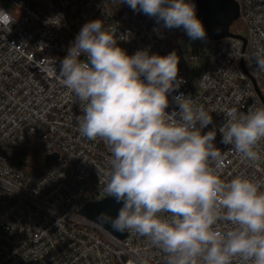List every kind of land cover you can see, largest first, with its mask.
<instances>
[{"label":"built area","instance_id":"built-area-1","mask_svg":"<svg viewBox=\"0 0 264 264\" xmlns=\"http://www.w3.org/2000/svg\"><path fill=\"white\" fill-rule=\"evenodd\" d=\"M236 1L245 41L237 35L193 40L183 28L167 29L122 0H0V9L14 21L0 25V264H166V254L146 237L127 231L118 239L80 213L109 196L104 173L112 154L104 141L80 134L79 102L58 74L91 20L102 19L106 30L116 28L117 37L124 36L118 46L128 55L175 51L183 83L169 95L167 111H178L176 95L191 96L212 115L202 132H217L214 144L226 153L222 178L264 180V140L258 149L262 159L252 163L229 152L232 146L221 142L219 132L226 122L221 109L246 113L264 107V71L253 58L264 54V0ZM32 136L41 138L47 156L59 155L42 175L11 163Z\"/></svg>","mask_w":264,"mask_h":264},{"label":"clouds","instance_id":"clouds-1","mask_svg":"<svg viewBox=\"0 0 264 264\" xmlns=\"http://www.w3.org/2000/svg\"><path fill=\"white\" fill-rule=\"evenodd\" d=\"M122 3L167 29L183 28L193 40L206 36L191 0ZM13 22L0 9V25ZM116 31L106 30L102 19L86 22L58 74L79 102L80 134L104 141L112 154L105 191L123 204L114 219H100L116 231L146 237L166 254V264H264V180L222 178L226 153L214 144L217 132H202L211 113L183 93L174 97L178 111H167L169 95L183 83L176 52L128 55ZM253 58L264 71V54ZM221 112L226 122L219 132L221 142L232 146L228 151L260 161L264 107Z\"/></svg>","mask_w":264,"mask_h":264},{"label":"water","instance_id":"water-1","mask_svg":"<svg viewBox=\"0 0 264 264\" xmlns=\"http://www.w3.org/2000/svg\"><path fill=\"white\" fill-rule=\"evenodd\" d=\"M197 3V18L202 22L206 36L204 39L217 40L224 37L236 36L230 31L231 26L240 18V6L236 0H195ZM245 39L241 36H237ZM58 154H51L46 161H55ZM123 202H117L114 197L108 196L97 202L86 204L80 213L98 223L118 239H124L127 231L119 232L112 228L111 224L100 219L101 214L115 218Z\"/></svg>","mask_w":264,"mask_h":264},{"label":"trees","instance_id":"trees-1","mask_svg":"<svg viewBox=\"0 0 264 264\" xmlns=\"http://www.w3.org/2000/svg\"><path fill=\"white\" fill-rule=\"evenodd\" d=\"M245 30L246 28L241 18L234 22L230 28V31L237 36H243ZM47 153L48 151L41 138L32 136L12 158L11 163L25 173L42 175L53 165L52 162L46 161Z\"/></svg>","mask_w":264,"mask_h":264}]
</instances>
